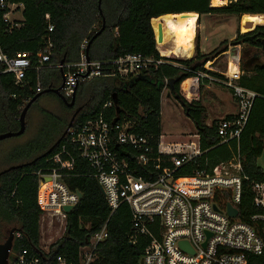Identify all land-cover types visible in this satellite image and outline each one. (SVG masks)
<instances>
[{"label": "trees", "instance_id": "16d2710c", "mask_svg": "<svg viewBox=\"0 0 264 264\" xmlns=\"http://www.w3.org/2000/svg\"><path fill=\"white\" fill-rule=\"evenodd\" d=\"M8 1L23 4L24 20L21 27L10 31H5L4 25H0V51L8 56L28 53L35 64V54L43 49L46 38H49L53 44L49 62L52 66L60 64L61 61L63 65L78 63L82 42L86 40L88 45L102 27L103 21L104 30L92 40L88 48L86 45L87 56L91 62L109 63L131 54L159 59L154 32L158 36L156 24H162L165 16L195 13L199 22L202 16L225 15L240 19L249 15L264 16V0H229L227 5L219 8H211L210 0H101L100 7L99 0ZM49 25L52 26L51 33L48 32ZM196 41V50L191 59L172 62L194 73L205 72L203 66L207 63L212 65L229 47L237 49L245 44L264 52V26H256L252 31L237 35L229 45L223 41L207 54L200 50L199 35ZM239 65L245 72L238 81L239 86L257 95L239 140L243 175L248 181L243 184L238 218L249 223L250 217L256 214L249 185L253 182L264 183V172L256 164L264 149V61L249 68L244 67L242 61ZM111 68L109 64L103 66V74H109ZM59 70L54 67L45 68L38 74L34 70H27L19 75L22 81L20 84H16L13 74H0V134L18 130V118L22 108L36 95L40 96L31 107L41 98L49 96L55 98L63 109L72 110L56 95L43 94L49 87L60 86ZM206 74L223 79L222 75L214 71H206ZM192 76L193 73L164 63L128 77L102 76L80 82L75 91V101L87 96V102L75 117L72 128L78 129L88 120L96 118L102 106L115 95L116 105L104 112V120L109 123L131 122L134 133L150 138L156 148L161 136L160 99L163 89L166 88L192 122L199 135L202 152L179 173L185 175L194 170L210 171L220 162L229 160L234 148L217 145L213 125L206 126L207 109L200 101L188 100L183 95V87ZM168 81L172 82L173 90H170ZM206 82H201L200 89ZM37 83L41 87L39 93L36 92ZM41 115L42 123L35 137L22 145L14 146L5 154L8 167L29 163L42 156L61 137L70 122L47 111H41ZM63 148L66 153L61 154L60 161L68 164L72 160V163L61 169L58 174L68 190L58 183L47 190H63V193L60 192L62 199L59 201L56 197L58 203L64 200L66 203L73 202V195L70 193L78 192L82 198L66 214L62 236L44 253L39 249V222L42 211L37 205L38 173L49 174L50 170L59 168L60 163L53 157L61 153ZM166 166L167 164H162L163 168ZM92 174L91 167L80 157L78 148L71 144L67 135L49 154L33 164L0 175V221L15 222L23 235L21 239H15L12 252L19 253L27 249L40 255L45 264H55L58 255L67 256L76 262L78 249L107 222V236L98 245L97 258L92 264H140L147 242L144 239H139L135 245L129 242V208L122 205L111 214L110 207ZM41 193L39 191L38 198L39 204L42 205ZM48 194L44 203L50 200V193ZM261 261V258L252 257L250 264H264Z\"/></svg>", "mask_w": 264, "mask_h": 264}, {"label": "built area", "instance_id": "2783aa9c", "mask_svg": "<svg viewBox=\"0 0 264 264\" xmlns=\"http://www.w3.org/2000/svg\"><path fill=\"white\" fill-rule=\"evenodd\" d=\"M22 12V3L0 0V25H4L5 31L21 27L24 20ZM48 32H52L51 25L48 26ZM154 34L159 59L131 54L109 63L86 62L87 41L84 40L80 46L78 63L52 66L49 62L53 44L46 38L43 49L35 54V64L28 53L8 56L0 51V74H13L16 84H20L22 81L19 75L27 70H34L38 74L45 68L60 69L63 72L60 93L64 99L70 100L80 82L102 76L128 77L168 63L193 73L183 87V95L188 100L199 101L200 84L203 80L207 81L206 85L215 83L230 91L236 113L229 118L217 120L212 125L217 145L231 146L234 150L229 160L220 162L210 171L194 170L185 175L179 173L202 154L197 133L192 136L196 142L188 139L163 143L160 136L154 148L150 138L134 133L131 122L109 123L104 120V112L114 106L112 100L102 106L96 118L88 120L78 129L71 127L67 135L71 144L78 148L80 157L91 167L92 176L96 179L111 214L122 205L129 208V242L132 245L137 244L139 239L147 242L140 259L142 264H250L252 257L261 258L264 263V183L253 182L249 185L256 214L250 217L249 223L238 218L243 184L248 181L243 175L239 140L257 95L239 86L238 81L245 72L235 59L228 60L223 79L206 74L210 63L203 66L205 72L194 73L172 62L174 60L169 57H163L158 49L157 33ZM107 64L112 68L109 74H103L102 68ZM40 91V84L37 83L36 92ZM65 153L63 148L61 153L53 157L60 163L59 168L50 170L49 174L38 173L37 192L41 219L43 216L53 219L59 223L60 228L63 226V230L67 213L62 207L74 206L78 202L77 195L69 192L74 196L71 203L43 206L39 204L38 194L40 188L48 182L52 183V187L58 183L66 188L58 174L72 163V160L68 164L60 161L61 154ZM162 164L167 166L163 168ZM46 177L51 180L44 181ZM227 204L237 210L235 218L228 216ZM106 225L107 222L78 249L76 262L67 256L58 255L55 264H92L97 258L98 245L107 236ZM22 236L20 231L14 232L15 239H21ZM181 242L192 252L184 251L180 247ZM40 250L48 252V249ZM6 264L45 263L37 253L23 249L19 253L11 252Z\"/></svg>", "mask_w": 264, "mask_h": 264}, {"label": "rangeland", "instance_id": "374dc122", "mask_svg": "<svg viewBox=\"0 0 264 264\" xmlns=\"http://www.w3.org/2000/svg\"><path fill=\"white\" fill-rule=\"evenodd\" d=\"M228 2L229 0H227L226 3L228 4ZM192 14H194L195 20L193 40L190 50L185 56L177 55V57H175L174 55H171L169 59H172L174 61L191 59L196 50V37L198 35L200 38V50L202 51V53L207 54L215 49H212L214 45H216L217 47L223 41H226L227 45H229L230 42H233L236 39L237 35H241L242 32L251 30L244 28L246 22L253 23L254 27L256 25L264 26V17L254 18V15L245 16L241 19L235 16L225 15L202 16L199 22V17L197 16V14ZM16 17L19 16L16 15ZM164 18H166V16ZM176 21L175 23H177V25H180L181 22ZM164 24L165 19L163 20L162 24H156V30L158 32L159 25H161V36L159 35L161 46L171 47L174 39L171 35L168 34V31ZM228 50L229 53L223 54L219 59L215 60L212 65L209 64L208 69L210 71H214L224 76L227 71L229 59H235L237 63H240V61H242L243 65L248 62V59H255L256 62L264 61L263 51L254 50L253 48L248 47L245 44L244 46H239L237 49H232L229 47ZM163 52L164 51H162V53ZM163 92L164 95L161 104V141L163 143H167L181 142L191 139L193 142H196V139L192 137L196 133L192 122L185 116L183 109L172 96L165 97V95L169 91L165 89ZM214 97L219 98V102L221 101V107L218 113V117H223L224 115L235 113L236 105L233 102L230 91L215 83L212 84L211 90H206V83H204L202 89H200L199 101L205 107V109L210 112L209 114H211L213 109H219V106L215 102ZM86 102L87 96L78 100L77 102L75 101V107H81L85 105ZM41 111H47L65 120H70L73 114L72 111L63 109L55 98L49 96L41 98L38 103L35 106L31 107L26 113L24 134L19 137L0 141V172L9 166L5 159V154L8 151L14 146L22 145L35 137L42 123ZM256 164L264 172V149L260 157L257 158ZM49 193L50 195L55 196V198L57 197L59 201L62 199V195L58 189H51ZM51 203H53L52 200ZM40 221L39 248L48 249L54 241H57L62 236L64 232L63 226H61L60 228V225L57 221L53 219L51 220L46 216H43L42 219L40 217ZM13 228H18V225L15 222L0 221V244L6 240L9 231Z\"/></svg>", "mask_w": 264, "mask_h": 264}, {"label": "water", "instance_id": "95a60500", "mask_svg": "<svg viewBox=\"0 0 264 264\" xmlns=\"http://www.w3.org/2000/svg\"><path fill=\"white\" fill-rule=\"evenodd\" d=\"M100 1L99 0V3H98V6L100 7ZM104 21H103V24H102V27L100 28L99 31H97L95 33V35L92 37L91 41L88 43L87 45V48L89 47V44L92 42V40H94L103 30H104ZM160 27L161 25H159V28H158V36H157V43L159 42V35L161 36V33H160ZM244 28L246 29H251L250 31H252L254 28H253V23L251 22H246L245 25H244ZM253 28V29H252ZM87 48H86V51H85V58H86V62H89V58L87 56ZM63 64V61L60 62V65ZM60 72V77H61V84L60 86H58L57 88H48L46 90L43 91V94H54L56 95L61 101L62 103L68 107V108H73L75 106V96H76V93L74 92L71 99L70 100H66L62 97L61 93H60V90L62 89L63 87V72L62 70H59ZM168 85L171 87L170 90H173V87L171 86L172 85V82L171 81H168ZM76 91V90H75ZM40 95H36L34 96L32 99H30L26 105L22 108V111L20 113V116H19V128L17 131L15 132H6V133H1L0 134V141H3V140H6V139H9V138H15V137H19L21 135L24 134L25 132V116H26V113L27 111L29 110V108L31 107V105L39 98ZM170 92L167 93V97H170ZM178 97H176L177 99ZM111 100L112 102L114 103V105H116V100H115V95H112L111 97ZM177 101V100H176ZM83 106L81 107H77L71 118H70V122L67 126V128L65 129V131L63 132V134L61 135V137L55 142V144L46 152L44 153L42 156L38 157L37 159L29 162V163H25V164H18V165H13L11 167H8L4 170H2L0 172V175L6 173V172H9L11 170H16V169H19V168H23L25 166H29L31 164H33L36 160H38L39 158L41 157H44L46 156L47 154H49L58 144L59 142L64 139L68 133V130L72 127V124H73V121L75 119V117L79 114V112L82 110ZM116 113H118V109L116 108ZM50 177H46L44 179V181H50ZM58 181H60V179H57ZM101 190V189H100ZM102 192V191H101ZM78 197V201L82 198V195L78 192L75 193ZM73 208V205L71 206H63L62 207V210L65 212V213H69L71 211V209ZM216 209V208H215ZM226 211H227V214L228 216H230L231 218H235L237 216V210L232 208L230 204H227L226 206ZM14 234V229H12L10 232H9V236L7 237V239L0 244V264H6L7 263V259L9 257V254L11 252V249H12V243H13V235ZM180 247L184 250V251H188V252H192L188 247L187 245L184 243V242H181L180 243ZM140 264H142V261H140Z\"/></svg>", "mask_w": 264, "mask_h": 264}, {"label": "bare ground", "instance_id": "6f19581e", "mask_svg": "<svg viewBox=\"0 0 264 264\" xmlns=\"http://www.w3.org/2000/svg\"><path fill=\"white\" fill-rule=\"evenodd\" d=\"M227 0H210V7L211 8H219L227 5ZM264 16L256 15L254 18H262ZM165 19L164 26L166 27L168 34L173 37V43L172 46L169 48L167 46H161L160 39L158 42V49H160L161 54L163 57H170L171 55H174L177 57V55L185 56L188 51L191 48V43L193 40V29H194V14L192 13H185V14H177V15H171L166 16V18L163 17V20ZM176 22H181L180 25H177ZM258 26V25H256ZM255 26V27H256ZM253 26V28H255ZM252 28V29H253ZM250 31V30H249ZM249 31L242 32V34L247 33ZM159 38V37H158ZM162 51H164L162 53ZM52 183L48 182L44 186L40 188L41 193V201L42 205L50 206V204H61L65 202V200L61 203L56 202L55 196L50 195V200L47 203L45 202V197L49 195V191L47 190L51 186ZM63 187V186H62ZM60 192L63 193V190H60ZM74 201V196L72 197ZM51 200L53 203H51ZM66 203V202H65Z\"/></svg>", "mask_w": 264, "mask_h": 264}, {"label": "crops", "instance_id": "0c3cea01", "mask_svg": "<svg viewBox=\"0 0 264 264\" xmlns=\"http://www.w3.org/2000/svg\"><path fill=\"white\" fill-rule=\"evenodd\" d=\"M244 46V45H243ZM216 48V45H214L212 47V49ZM254 50H261V49H254ZM262 51V50H261ZM256 62L255 59H248V62L244 65V67L246 68H249V67H252ZM211 86L212 85H206V90H211ZM163 95H164V92L162 91L161 93V99H160V107H161V104H162V100H163ZM167 96V94L165 95V97ZM215 99V102L217 103V105L219 106V109L217 110L216 108L213 109V111L211 112V114H209L210 112H208V119L206 121V126L207 127H210L212 125L213 122L217 121V120H220V119H223V118H226V117H229V116H232L236 113V109H235V113L234 114H228V115H224L223 117H218V113H219V110H220V107H221V101L219 102V98L217 97H214ZM234 102V101H233ZM216 107V106H215ZM162 137V135H161ZM41 222V221H40ZM40 222H39V226H40ZM40 233V232H39ZM51 242V241H50ZM53 242V241H52ZM55 242V241H54ZM53 242V243H54ZM52 243V244H53Z\"/></svg>", "mask_w": 264, "mask_h": 264}, {"label": "flooded vegetation", "instance_id": "af4514ba", "mask_svg": "<svg viewBox=\"0 0 264 264\" xmlns=\"http://www.w3.org/2000/svg\"><path fill=\"white\" fill-rule=\"evenodd\" d=\"M76 108H77V107L74 106L73 108H71V109H72L71 111L74 112V110H75ZM13 229H14V228H13ZM11 230H12V229H11ZM11 230H10V231H11ZM10 231H9V232H10ZM15 231H19L18 228H17V229H14V232H15ZM13 235H14V234H13ZM8 236H9V233H8ZM8 236H7V237H8ZM6 239H7V238H6ZM14 241H15V238H14V236H13V243H12V244H14ZM12 248H13V245H12ZM11 252H12V249H11ZM11 252H10V253H11ZM9 255H10V254H9Z\"/></svg>", "mask_w": 264, "mask_h": 264}]
</instances>
